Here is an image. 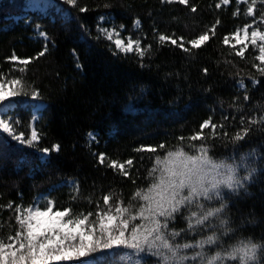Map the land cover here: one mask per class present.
Here are the masks:
<instances>
[{
  "label": "trees",
  "instance_id": "trees-1",
  "mask_svg": "<svg viewBox=\"0 0 264 264\" xmlns=\"http://www.w3.org/2000/svg\"><path fill=\"white\" fill-rule=\"evenodd\" d=\"M50 1L54 5L44 14L28 11L25 0H0V74L23 84L10 115L25 140L32 125L38 134L29 146L0 131V238L8 242L15 234L16 206L26 208L40 196L45 204L53 201L54 210L71 208L72 215L95 213L97 204L107 210L103 196L109 194L113 205L119 200L123 207L138 206L144 202L133 200V194L152 183L148 173L157 156L178 148L196 155L203 146L215 163L235 170L243 187L202 201L206 208L223 204L222 212L203 226L189 230L186 217L201 210L181 209L165 230L180 235L169 240L175 246L195 244L213 233L218 237L203 249H181L179 256L187 257L198 252L211 257L251 242L259 247L250 264H264V72L254 67L264 65L255 59L257 47L249 44L240 57L238 47L223 42L237 29L264 20V4L256 3L249 16V5L236 0L227 5L221 0H76L75 6ZM213 26L214 35L209 31ZM37 28L46 39L35 37ZM100 28L139 39L147 51L143 57L119 52ZM205 32L209 41L192 48L189 42ZM161 34L189 51L160 42ZM31 102L44 105L37 122L28 108ZM205 121L217 125L215 134L209 127L203 139L189 140ZM237 134L243 139L235 140ZM113 161L124 164L127 175L109 167ZM131 254L119 247L99 252L94 260L163 264L147 248Z\"/></svg>",
  "mask_w": 264,
  "mask_h": 264
},
{
  "label": "snow or ice",
  "instance_id": "snow-or-ice-1",
  "mask_svg": "<svg viewBox=\"0 0 264 264\" xmlns=\"http://www.w3.org/2000/svg\"><path fill=\"white\" fill-rule=\"evenodd\" d=\"M67 2L71 6L76 4V0H67ZM187 2L188 0H179L181 4H187ZM241 2L242 0H237L238 4ZM221 3L227 5L229 0H221ZM217 7L220 5L217 4ZM84 10L81 9V11ZM192 11L195 12L196 9L193 7ZM252 14L253 8L250 6L247 15L251 16ZM134 26L138 27L139 21H136ZM214 27L209 29L213 35L215 34ZM251 27L252 25H246L244 29H238L232 36L237 45L244 44V47L235 52L237 56H244L248 47L245 41L249 39L248 29ZM101 31L104 38L111 41L119 52L125 54L135 52L143 57L147 51L141 47L139 39L127 38V42H125V39L121 38L120 32L114 29ZM241 31L244 33L243 37L240 35ZM250 35L253 46L257 45L258 40L261 41L259 55L255 59L264 65V31L253 30ZM209 39V33L205 32L189 43L192 48H199ZM159 41L162 43L170 41L171 44L177 45L176 39L163 34L159 35ZM223 42L226 45L229 44V37L226 36ZM177 46L184 51H189L188 48H184L183 43ZM17 59L16 56L11 57L13 61ZM29 62V60L19 61L23 65H27ZM254 67H257L258 71L264 72V68L258 65H254ZM24 70V68L19 69L20 72ZM22 87L21 79L6 80L4 75L0 74V102L19 95V90ZM35 95L33 93L34 98ZM252 122L255 123V121ZM209 127L215 134L217 125L205 121L200 126L201 132L192 135L189 140L203 139L202 132ZM0 129L5 133L11 134L13 132L11 124L5 120H0ZM225 135L227 134L225 133ZM13 139L26 142L31 146L32 142L38 139V136L37 132L33 130L31 137L27 140L23 134L13 135ZM234 139L241 140L243 135L237 134ZM160 147L163 148L164 145ZM146 150L155 151L154 148ZM197 151L198 155H189L182 148H178L176 151L168 152L163 158L157 156L155 166L148 173L149 177L152 178V183L146 191L138 189L133 194V200L139 199L144 202L138 206L130 204L129 207H123L119 200L113 205L111 194L103 196V203L107 206V210L101 209L100 205L97 204L98 210L95 213L72 215L71 208L53 211V201L51 200L47 201L43 209L38 204L26 208L16 206L15 219L18 227L14 235L7 237L8 242L0 238V264H61V262L74 260H79L81 264H96L94 259H87V257L100 250H111L119 247L135 249L137 252H142L147 248L152 254L160 256L163 264H183L186 259L195 260L198 257L204 261V264H223L225 260H238L239 264H250L256 259V250L259 247L251 242L241 241L232 246L230 250L223 253L217 252L204 260L202 252L187 257L179 256V251L188 248L203 249L205 245H213L218 240L215 233L195 244L185 243L173 246L168 237L170 236L174 240L180 233L165 232L168 228V222L175 219V214L180 213L181 209L184 208L191 210L195 207L201 210L199 213L192 211L186 217L189 221V230L205 225L211 218L217 217L222 212L223 204L218 208H206L202 201L221 199L220 190L222 187L228 189H234L237 186L243 187L240 181L235 178V170L232 167L215 163L203 146ZM104 159V155L100 154L101 163ZM126 163L131 165L132 161L129 160ZM109 167L114 169L119 167L121 174L127 175L124 164L118 165L117 162L113 161ZM225 168L227 169L226 175L224 174ZM244 179L247 180L248 177L245 176ZM8 207H12V205L10 204ZM133 207H137L134 213L132 212ZM126 215L127 218H125ZM93 216L95 219H91ZM161 217L163 220L160 219ZM137 219L141 221L140 224L131 223ZM193 220H195V224L192 223ZM145 221L147 224L144 223ZM220 223L226 225L227 221L221 220Z\"/></svg>",
  "mask_w": 264,
  "mask_h": 264
},
{
  "label": "rangeland",
  "instance_id": "rangeland-1",
  "mask_svg": "<svg viewBox=\"0 0 264 264\" xmlns=\"http://www.w3.org/2000/svg\"><path fill=\"white\" fill-rule=\"evenodd\" d=\"M165 1H169V0H165ZM171 1H179V0H171ZM25 2H26V8H27L28 11H31V12H40V13H44V14L48 13L49 12V8L52 5H54V3L52 1H50V0H25ZM241 3H247L249 5V7L251 6L253 8V11H254V6L256 5V3H262V4H264V0H253L252 3H249L246 0H242ZM262 21H264V20L254 21V22L248 24V25H252V27L248 29L249 39L247 41H245V43H247L248 45L249 44L252 45L251 44V35H250L251 34V31H253V30L264 31V22H262ZM256 23H259V24H256ZM244 28H245V26L242 27V28H239V29L242 30ZM113 29L114 28H108V29L107 28H100V33L103 34V32L101 30H108V31H110V30H113ZM115 31H117V30H115ZM118 32H120V35H121V31L119 30ZM35 34H36L35 37L42 38V39H46V37L43 35L42 31L39 28L35 29ZM233 34L229 36V44L232 45V46H234V47H238L239 49L241 47H244V44L243 43L242 44H239V45L236 44L235 40L232 39ZM240 35H241V37H243V35H244L243 31L240 32ZM121 38L122 39H125V42H127V38H130V37L123 38L121 36ZM260 44H261V41L258 40L257 41V45H255V47H257L259 49V45ZM14 99H15V97H10L8 100H5L3 102H0V120L8 121L11 124L12 129H13V132L11 134L10 133H7L11 137H13V135H20L21 134V133H17L16 128H15L14 123H13V119L11 118V115H10V113L12 112V110L15 107V100ZM28 108H29V111L31 112V115H32V117L34 119V122H37L39 120L40 116H41V113H42V110L44 108V105L41 104V103L31 102L28 105ZM33 130H35V128L32 125L31 132ZM0 131L3 132L2 129H0ZM37 136H38V134H37ZM90 139L91 140H94L95 138H94L93 135H91L90 136ZM196 155H198V154H196ZM117 168H119V167H117ZM224 174L225 175L227 174V169L226 168L224 169ZM157 175H159V173H157ZM234 175H235V178H237L235 172H234ZM224 189H227V188L222 187L220 191H222ZM45 202H46L45 196H40V197H38L35 200V202L32 205L38 204V206L41 209H43L46 206ZM53 211H56V210L53 209ZM145 224H147V222ZM126 235H127V233H126ZM127 249L130 252H132L131 255L134 256V257L137 254L140 253V252H137L135 249L134 250H132L130 248H127ZM101 251H108V250H100V251H97L96 253L92 254V256L87 257V259H94L95 258V255H98V253L101 252ZM192 256H194V254L191 255L190 257H192ZM207 257H210V256H204V260H206ZM189 260L190 261L187 264H204V261H202L201 258H199V257L197 259H195V260H192V259H189ZM61 264H81V262L79 260H74V261H69V262H61ZM107 264H108V262H107ZM133 264H135V263L133 262ZM223 264H239V261L238 260H225L223 262Z\"/></svg>",
  "mask_w": 264,
  "mask_h": 264
}]
</instances>
